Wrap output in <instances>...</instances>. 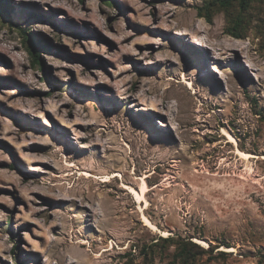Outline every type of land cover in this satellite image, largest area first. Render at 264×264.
Masks as SVG:
<instances>
[{"label":"rangeland","instance_id":"obj_1","mask_svg":"<svg viewBox=\"0 0 264 264\" xmlns=\"http://www.w3.org/2000/svg\"><path fill=\"white\" fill-rule=\"evenodd\" d=\"M208 1L0 0V264H264V0Z\"/></svg>","mask_w":264,"mask_h":264},{"label":"trees","instance_id":"obj_2","mask_svg":"<svg viewBox=\"0 0 264 264\" xmlns=\"http://www.w3.org/2000/svg\"><path fill=\"white\" fill-rule=\"evenodd\" d=\"M237 2L241 10H246L250 4V0H210L198 8V15L204 17L208 22L212 20L213 14L216 9H229ZM242 26V19L240 16H236L232 22L231 27L227 28V33L238 38L240 33L238 32ZM24 41L28 43L27 49L32 58L34 64H41L40 50H44L46 45L41 43L39 40H34L29 36V33L25 29H21Z\"/></svg>","mask_w":264,"mask_h":264},{"label":"bare ground","instance_id":"obj_3","mask_svg":"<svg viewBox=\"0 0 264 264\" xmlns=\"http://www.w3.org/2000/svg\"><path fill=\"white\" fill-rule=\"evenodd\" d=\"M161 27H163L165 29L167 28V26L165 24H161ZM236 154H238L240 158H244V159H248L250 157L251 158L253 157L250 153L243 152V151L239 150L238 148L236 149ZM142 189L144 191H147V189H148V185L146 184L145 181H142ZM136 196L138 199L140 198V196H138V195H136ZM143 221H144V224L146 226H148L151 230L159 231V229L145 215H143ZM195 240L201 245L205 244V242L202 240H199V239H195ZM228 249H230V248H228Z\"/></svg>","mask_w":264,"mask_h":264}]
</instances>
